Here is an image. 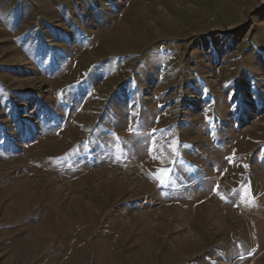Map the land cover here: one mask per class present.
Instances as JSON below:
<instances>
[{
    "label": "rangeland",
    "instance_id": "374dc122",
    "mask_svg": "<svg viewBox=\"0 0 264 264\" xmlns=\"http://www.w3.org/2000/svg\"><path fill=\"white\" fill-rule=\"evenodd\" d=\"M0 264H264V0H0Z\"/></svg>",
    "mask_w": 264,
    "mask_h": 264
},
{
    "label": "snow or ice",
    "instance_id": "6c2138e0",
    "mask_svg": "<svg viewBox=\"0 0 264 264\" xmlns=\"http://www.w3.org/2000/svg\"><path fill=\"white\" fill-rule=\"evenodd\" d=\"M173 150V152L175 151V149L173 148L172 149ZM168 175V173L167 172H164V173H162V176H164V177H166ZM161 183H163V179H161Z\"/></svg>",
    "mask_w": 264,
    "mask_h": 264
}]
</instances>
